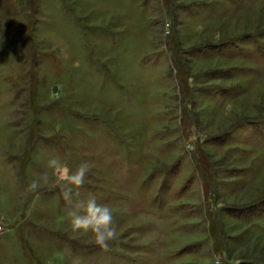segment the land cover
Here are the masks:
<instances>
[{"label":"rangeland","instance_id":"rangeland-1","mask_svg":"<svg viewBox=\"0 0 264 264\" xmlns=\"http://www.w3.org/2000/svg\"><path fill=\"white\" fill-rule=\"evenodd\" d=\"M0 37V264H264V0H0Z\"/></svg>","mask_w":264,"mask_h":264},{"label":"clouds","instance_id":"clouds-1","mask_svg":"<svg viewBox=\"0 0 264 264\" xmlns=\"http://www.w3.org/2000/svg\"><path fill=\"white\" fill-rule=\"evenodd\" d=\"M48 167L58 173L52 185L60 189L64 202L71 209L68 215L71 218L72 230L91 233L95 245L107 251L110 244L117 239V225L112 209L98 203L94 196H89L86 200L79 198L80 189L84 186L91 165L85 161L73 171L58 158H52L48 162ZM43 180L46 184L50 182L47 176ZM40 187L39 182L33 181L28 191L36 193ZM0 232H3V228H0ZM215 264H221L219 257L215 259Z\"/></svg>","mask_w":264,"mask_h":264}]
</instances>
